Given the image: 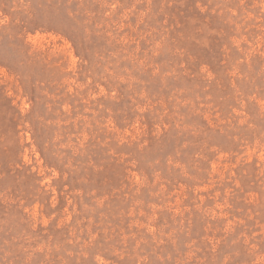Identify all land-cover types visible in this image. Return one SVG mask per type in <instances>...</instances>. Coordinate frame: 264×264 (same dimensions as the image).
Returning a JSON list of instances; mask_svg holds the SVG:
<instances>
[{
	"label": "rangeland",
	"instance_id": "374dc122",
	"mask_svg": "<svg viewBox=\"0 0 264 264\" xmlns=\"http://www.w3.org/2000/svg\"><path fill=\"white\" fill-rule=\"evenodd\" d=\"M0 264H264V0H0Z\"/></svg>",
	"mask_w": 264,
	"mask_h": 264
}]
</instances>
